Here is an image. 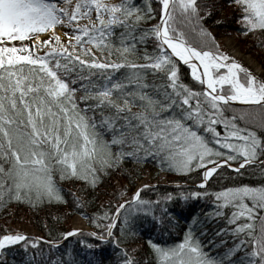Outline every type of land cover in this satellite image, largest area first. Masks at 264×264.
<instances>
[{
    "label": "snow or ice",
    "instance_id": "snow-or-ice-1",
    "mask_svg": "<svg viewBox=\"0 0 264 264\" xmlns=\"http://www.w3.org/2000/svg\"><path fill=\"white\" fill-rule=\"evenodd\" d=\"M229 3L239 5L245 34H264V0ZM211 8L199 0H156L155 8L152 0H0V204L63 201L58 178L96 187L125 158L199 171L201 188L224 168L253 171L261 182L178 193L211 197L213 206L192 217L178 243L149 239L147 264H264V77L220 49L203 23ZM146 187L115 214L105 211L107 223L90 235L119 244L121 213L122 233L138 214L155 215L159 199H143ZM38 239L5 232L0 250ZM122 251V264H136ZM44 264L69 262L53 254Z\"/></svg>",
    "mask_w": 264,
    "mask_h": 264
},
{
    "label": "trees",
    "instance_id": "trees-1",
    "mask_svg": "<svg viewBox=\"0 0 264 264\" xmlns=\"http://www.w3.org/2000/svg\"><path fill=\"white\" fill-rule=\"evenodd\" d=\"M144 2L145 0H137L141 5ZM206 2L211 4L212 8L211 15L204 17V26L209 30L214 28L216 31L235 34L241 51L253 54L264 68V43H262L264 34L259 30L245 34L241 30V21L238 18L241 11L239 5L229 3V0H199L202 6ZM152 7H156V0H152ZM201 14L203 15V12ZM152 22L154 21H149ZM195 43L198 46L199 42L195 41ZM219 47L223 50L220 43ZM181 78L186 82L192 80L186 66L181 67ZM160 173H164L165 183H153L152 180ZM148 176L149 184L145 185L149 187L142 189L140 195L149 201L159 199L155 215L152 212L138 214L131 227L125 225L128 231L122 233L120 227L123 223V213H121L118 223L113 228L119 244L112 243L111 239L105 242L91 236V232L100 231V224L107 223L102 214L105 211L115 214V209L122 201L130 200L137 181ZM199 178V171L181 174L167 167H161L158 162L151 159L137 161L129 158L122 160L119 166L109 168L96 187L79 178H58V183L63 189L62 194L66 197L63 201L32 204L27 201L12 200L0 204V235L5 232H15V223L23 221L38 233V237L28 236V238H39L35 246L30 245L27 249L22 241L7 246L6 251L0 250V261L6 264H44V257L54 254L63 257L69 264H81V261L83 264H122L125 259L122 250L127 249V255L136 264H147V261L152 259L149 239L161 244L178 243L183 238L184 230L192 217L196 214L203 216L213 206L211 197H189L184 200L177 196L178 193L215 190L241 181L261 182L258 173L248 171L237 175L227 168L222 169L218 175L214 174L206 188L197 185ZM169 194L173 198L165 201L164 197ZM160 206L166 207L170 213V216L165 215L163 220L159 219ZM75 214L85 217L88 229L64 236V233L71 230L70 219ZM170 220L175 222L169 223ZM206 226L211 232L215 224L209 223ZM81 241H86L94 247L90 249ZM35 253H43V255L36 256L33 261L31 258Z\"/></svg>",
    "mask_w": 264,
    "mask_h": 264
},
{
    "label": "rangeland",
    "instance_id": "rangeland-1",
    "mask_svg": "<svg viewBox=\"0 0 264 264\" xmlns=\"http://www.w3.org/2000/svg\"><path fill=\"white\" fill-rule=\"evenodd\" d=\"M85 21H81V23H84ZM56 31L60 34L61 38L63 41H67L68 40V36H66L64 34V29L62 28H57ZM210 32L215 35L216 39L218 40V42L223 46V51L228 52L232 57H234L235 59H237L238 61L241 62V55H247L249 57H252L253 59H255L253 57V54L251 53H247L244 51H241V49L239 48V43L235 37V34H231V33H226V32H221V31H216L214 28L210 29ZM99 54V53H98ZM256 60V59H255ZM257 61V60H256ZM264 70V68H263ZM190 72V70H189ZM144 180L140 179L137 181V183L139 184L141 181L143 182H148L149 181V176L146 178H143ZM157 179L159 180H163L164 176L161 177H157ZM118 186V184H117ZM135 193V191H132V195ZM72 228H77L80 230H84L87 229V225L85 223V217L81 214H75L72 216V218L70 219V229ZM14 229L15 232H21V233H27L28 236H36L38 237V233L37 231L34 230V228L21 221V222H17L14 225Z\"/></svg>",
    "mask_w": 264,
    "mask_h": 264
},
{
    "label": "bare ground",
    "instance_id": "bare-ground-1",
    "mask_svg": "<svg viewBox=\"0 0 264 264\" xmlns=\"http://www.w3.org/2000/svg\"><path fill=\"white\" fill-rule=\"evenodd\" d=\"M241 63L248 67L253 74H256L260 77H264V70L261 65L252 57L247 55H241Z\"/></svg>",
    "mask_w": 264,
    "mask_h": 264
},
{
    "label": "water",
    "instance_id": "water-1",
    "mask_svg": "<svg viewBox=\"0 0 264 264\" xmlns=\"http://www.w3.org/2000/svg\"><path fill=\"white\" fill-rule=\"evenodd\" d=\"M140 186V184L137 185V188Z\"/></svg>",
    "mask_w": 264,
    "mask_h": 264
}]
</instances>
